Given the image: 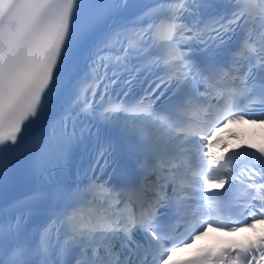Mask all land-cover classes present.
<instances>
[{"label": "snow or ice", "instance_id": "snow-or-ice-1", "mask_svg": "<svg viewBox=\"0 0 264 264\" xmlns=\"http://www.w3.org/2000/svg\"><path fill=\"white\" fill-rule=\"evenodd\" d=\"M234 122L264 124V0H0V264H176L264 223V147L212 151ZM180 264H264V235Z\"/></svg>", "mask_w": 264, "mask_h": 264}]
</instances>
